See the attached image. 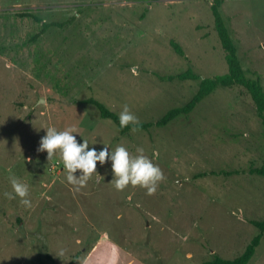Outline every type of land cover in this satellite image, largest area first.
Wrapping results in <instances>:
<instances>
[{"label": "rangeland", "instance_id": "rangeland-1", "mask_svg": "<svg viewBox=\"0 0 264 264\" xmlns=\"http://www.w3.org/2000/svg\"><path fill=\"white\" fill-rule=\"evenodd\" d=\"M212 2L0 0V264H202L242 253L257 233L250 222L264 218V178L246 172L264 159V135L244 89L217 88L187 117L126 135L77 103L93 98L117 115L127 104L138 123L185 103L196 82L157 76L226 72ZM221 10L264 88V0H223ZM25 13L56 25L30 43L40 24ZM52 126L73 127L89 147L143 148L165 179L152 194L117 191L110 163L97 162L76 190L59 156L37 151ZM13 175L28 182L31 207L4 195ZM247 264H264V233Z\"/></svg>", "mask_w": 264, "mask_h": 264}, {"label": "trees", "instance_id": "trees-1", "mask_svg": "<svg viewBox=\"0 0 264 264\" xmlns=\"http://www.w3.org/2000/svg\"><path fill=\"white\" fill-rule=\"evenodd\" d=\"M223 0H213L210 5V11L213 18V27L216 32L220 47L223 52V58L226 63L227 70L223 74L214 75L212 77H202L196 74L192 69L172 75L169 77L157 76L161 81H193L196 82L197 87L192 96L182 105L175 106L168 109L163 115H161L155 121L138 123L136 125H129L125 128H119L118 115L109 110L103 103L93 99L87 98L77 101L78 104L93 106L98 114L99 119L109 120L117 128L120 135H126L133 131L147 132L152 128H163L168 124L180 117H187L196 106L207 96H209L217 88H232L241 87L249 95L257 118L260 121L262 132L264 135V88L261 83V78L256 73L249 74V72L243 68L242 62L238 56V50L234 39L232 38L231 30L227 23V19L224 17L221 5ZM22 17H29L35 22L40 24L38 32L29 37V42L34 43L52 26L54 23L42 22L38 17L29 13L21 14ZM170 47L179 56L184 57V51L182 47L174 40L169 41ZM249 175H255L264 178V159L260 166L250 168L246 171ZM235 173H239L235 171ZM245 173V172H243ZM257 229V233L249 243L245 246L242 253L233 259H224L218 255H214L209 261L202 264H247L255 254L262 235L264 233V218L261 221H251Z\"/></svg>", "mask_w": 264, "mask_h": 264}, {"label": "clouds", "instance_id": "clouds-1", "mask_svg": "<svg viewBox=\"0 0 264 264\" xmlns=\"http://www.w3.org/2000/svg\"><path fill=\"white\" fill-rule=\"evenodd\" d=\"M118 119L119 128L138 124V117L129 110L127 104L123 105ZM45 129L46 134L41 137L37 151H46L49 162L53 156H59L66 170V180L75 185L76 190L86 186L89 179L97 173V162L101 166L110 163L113 177L111 180L114 181L113 186L117 191H123L131 185L139 186L146 189L148 194H152L157 190L159 182L165 179L161 168L143 154V148H137L139 154L132 155L123 145H117L114 149L104 143L100 148L89 147L88 141L78 140L74 135L77 132L71 126L63 130H57L54 126ZM10 184L14 195L12 193L4 195L10 199L19 197L25 207H31L28 182L13 175L10 177Z\"/></svg>", "mask_w": 264, "mask_h": 264}, {"label": "water", "instance_id": "water-1", "mask_svg": "<svg viewBox=\"0 0 264 264\" xmlns=\"http://www.w3.org/2000/svg\"><path fill=\"white\" fill-rule=\"evenodd\" d=\"M40 101H43V99H40Z\"/></svg>", "mask_w": 264, "mask_h": 264}]
</instances>
